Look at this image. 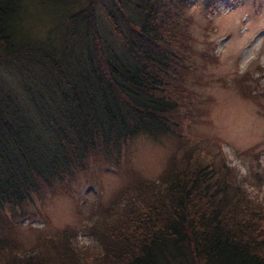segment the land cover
I'll return each instance as SVG.
<instances>
[{"label":"trees","instance_id":"obj_1","mask_svg":"<svg viewBox=\"0 0 264 264\" xmlns=\"http://www.w3.org/2000/svg\"><path fill=\"white\" fill-rule=\"evenodd\" d=\"M194 1L0 0L1 228L46 219L39 207L75 195L78 176L122 172L133 137H176L157 180L129 161L123 186L95 205V253H79L66 231L30 252L0 234V264H264V192L220 155L221 139L207 159L182 134L194 114L177 94L189 48L176 17ZM258 145L244 151L262 182Z\"/></svg>","mask_w":264,"mask_h":264},{"label":"rangeland","instance_id":"obj_2","mask_svg":"<svg viewBox=\"0 0 264 264\" xmlns=\"http://www.w3.org/2000/svg\"><path fill=\"white\" fill-rule=\"evenodd\" d=\"M176 20L184 26L183 42L189 48L185 59L189 69L177 94L180 97L186 91L194 114L184 122L182 134L207 159L218 151L212 137L221 139L220 155L227 157L241 177L247 176L249 190L261 195L264 180L259 182L249 172L250 163L256 161L244 150L259 143L255 150H260L257 158L264 171V0H196L186 11H179ZM129 145L132 153L126 149L122 172L110 165L94 182L78 176L72 183L75 195L57 191L39 207L46 219L17 217L12 226L0 227L1 237L16 239L21 252H30L40 236L57 237L66 231L79 253H95L100 243L89 230L95 205L109 201L123 186L129 161L143 179L157 180L176 148V137L152 139L140 134ZM111 219L102 221L116 222L119 216Z\"/></svg>","mask_w":264,"mask_h":264}]
</instances>
